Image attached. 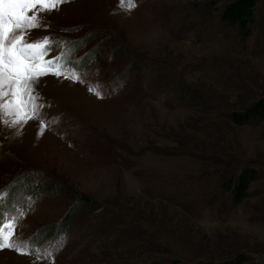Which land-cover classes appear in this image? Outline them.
Instances as JSON below:
<instances>
[{
    "label": "rangeland",
    "instance_id": "374dc122",
    "mask_svg": "<svg viewBox=\"0 0 264 264\" xmlns=\"http://www.w3.org/2000/svg\"><path fill=\"white\" fill-rule=\"evenodd\" d=\"M228 1L134 0L135 7L124 10L121 0H70L43 14L41 27L27 39L51 38L45 60L71 48L64 71H77L84 82L52 74L39 78L35 92L48 122L42 134L36 119L18 129L0 123V213L5 218L25 213L18 219L17 239L42 250L56 244L54 264H106L109 253L108 264H120L112 262L117 252L87 235L93 217H78L64 231L63 220L75 204L71 197L85 195L156 221L144 223L149 233L161 226L176 231L185 245L178 243L171 256L154 255L157 259L189 264L191 249L214 258L245 250L251 257L243 264H264V120L241 126L225 118L226 105L210 110L222 102L241 107L264 94L260 20L245 41L236 29L217 30L214 9ZM175 82L201 90L207 104L181 101L171 92ZM96 86L103 98L89 91ZM198 124L203 131L194 129ZM203 150L259 170L251 196L236 212L221 214L222 206L194 222L182 207L150 202L141 194L136 172L151 171L164 178L195 175L189 179L194 187L215 192L219 170L228 163L220 165ZM55 184L68 196L54 190ZM0 264L53 260L4 249Z\"/></svg>",
    "mask_w": 264,
    "mask_h": 264
},
{
    "label": "trees",
    "instance_id": "16d2710c",
    "mask_svg": "<svg viewBox=\"0 0 264 264\" xmlns=\"http://www.w3.org/2000/svg\"><path fill=\"white\" fill-rule=\"evenodd\" d=\"M199 8L206 9L207 7ZM214 10L216 15H214L212 23L216 26L217 30H224L225 28L236 29L239 37L245 41L251 36L254 26L260 20V33L264 39V0H230L221 7H215ZM171 92H176L181 101H188V103H193L194 105H200L201 102L204 106L207 104L204 97L206 94H203L199 89L192 90L185 84H182V82H175L173 88H171ZM169 93L168 91L165 92L166 95ZM222 104L212 107L210 110L217 112L218 106L221 109L226 105L227 108L225 109L226 111L224 110V116L234 124L241 126L256 125L258 122L264 120V94L241 107H235L224 102ZM193 126L191 125V127ZM208 126L211 125L207 123L206 128ZM203 128V125L200 124L194 127L198 131H203ZM202 135L206 136L205 133ZM221 137L225 138L224 135H221ZM203 151L207 157L214 159L215 162L216 160L220 162V165L228 163L226 169L219 170L221 173L219 177L220 185L219 189L218 185L214 186L215 192L211 194L207 192L202 193L205 189H199V186L194 187L193 182L189 179L195 175L187 176L189 179L186 180L185 176L164 178L155 175L151 171L146 174L136 172V176L141 179V194L147 197L148 199L146 200L150 202L156 200L179 208L182 207L193 218H196L192 219L194 222L198 221V218H202L203 213L208 211L215 213L222 206H224L222 207L224 211L221 214L226 212L228 215V213L233 214V212H236L234 210H237L251 196L250 187L254 181L259 179V170L252 165L245 164L244 161H242L243 164L238 163V165H234L230 155L225 154L224 156L217 150ZM204 158L202 157V159ZM32 182L34 180L28 181V183ZM54 190L59 191L64 196H68V190H63L57 184L54 185ZM197 190L202 191L198 194ZM219 190H222L223 193H218ZM71 198H74L75 204L63 220L65 223L64 231L68 230L78 217H93L96 221L94 223L90 222V229L87 235L90 237L94 236L97 240L100 239L99 245L101 247L105 246L106 249L109 248L108 250H113L119 254L118 256H114L115 258L112 259V262L116 259L120 264H135L139 259L149 254L152 257L148 262L146 261V264L180 263V259L170 262L165 257L158 259L155 257L171 256L172 252L176 251L179 246L178 243L185 245L179 241L180 236L176 231L161 226L162 228L158 227L149 233L144 228V223L152 221L153 225H157L156 221L136 212H129L124 206H117L116 211L114 210L116 205L113 207L108 205L103 206L98 200L89 196L80 195L76 198ZM87 235L84 236L86 237ZM85 237H82V240ZM128 242L137 243V245L131 246L125 252L116 251L119 246ZM169 242H171L170 245ZM197 251L191 249L188 257H185L190 259L189 264H243L249 261L251 257L245 250H239L238 252L229 253L230 255L227 254L218 258L208 255L209 253ZM127 256L128 258H126ZM110 257L111 254L109 253L108 257H104L103 262L108 264Z\"/></svg>",
    "mask_w": 264,
    "mask_h": 264
},
{
    "label": "snow or ice",
    "instance_id": "6c2138e0",
    "mask_svg": "<svg viewBox=\"0 0 264 264\" xmlns=\"http://www.w3.org/2000/svg\"><path fill=\"white\" fill-rule=\"evenodd\" d=\"M67 2L70 0H0V123L6 127L18 129L36 119L40 121L42 134L48 126L41 117L43 105L35 92L39 78L52 74L65 76L73 82H84L77 71L70 70V74L64 71L71 48L54 60H45L44 56L51 48V38L27 39L31 30L41 27L44 13L58 10L59 5ZM121 7L124 10L134 8V0H121ZM89 91L103 98L99 86L89 87ZM24 215L20 211L19 216L5 218L0 213V250L11 249L21 255H32L36 261L52 259L54 264L56 244L42 250L31 241L16 238L18 219Z\"/></svg>",
    "mask_w": 264,
    "mask_h": 264
},
{
    "label": "bare ground",
    "instance_id": "6f19581e",
    "mask_svg": "<svg viewBox=\"0 0 264 264\" xmlns=\"http://www.w3.org/2000/svg\"><path fill=\"white\" fill-rule=\"evenodd\" d=\"M41 79H39V81H40ZM75 90V89H74Z\"/></svg>",
    "mask_w": 264,
    "mask_h": 264
}]
</instances>
